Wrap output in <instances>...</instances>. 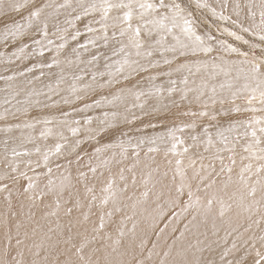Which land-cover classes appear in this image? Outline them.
Instances as JSON below:
<instances>
[{
  "label": "rangeland",
  "instance_id": "rangeland-1",
  "mask_svg": "<svg viewBox=\"0 0 264 264\" xmlns=\"http://www.w3.org/2000/svg\"><path fill=\"white\" fill-rule=\"evenodd\" d=\"M7 1L8 4L19 2L25 5L20 11H13L10 8L5 9L9 12L11 11V13H7L3 9L0 11V15L2 13L5 15L3 20H7L9 25H13L11 23L14 22L26 25V18L29 16L30 11L35 10L37 7H42L43 11L38 20L32 21L30 27L23 28L21 35L6 39L2 35L4 32L0 33V37H2L0 39V176H4L7 173L8 176L13 177V179L0 180V185L8 186V191L0 190V246L7 243L12 249L13 256H17V253L23 252V258L31 260L33 256L29 251V245L33 239L39 242L40 237L44 236L46 232L54 243L58 238L67 237L66 231L70 226V221L72 225H76L79 222L80 225L91 227L93 223H99V215L101 213L111 211V217L105 216L106 227L104 229V232L109 234L111 239L107 242L98 240L92 244V247H97L101 243L107 245L106 248H102L101 257L107 253L109 258L115 262H129L131 264L134 259H138L145 261V264H161L162 260H168V264H172V260L178 262L182 257V260L186 259V257L188 259L191 258L194 249H189L190 253H187V255L184 253V249H187L189 244H191L194 247L202 249V251H198L195 254L202 260L209 261L210 264L213 263V260L216 264H221L222 257L225 264L229 261L232 264H238L240 261H244V264H252L253 259L256 258V251L264 252V246L261 245L259 240V237L264 235V158H261L264 157V153L259 152L257 148L246 150L247 145L251 142V136H246L245 132L250 133L252 131L253 126H248L247 124L251 118L256 117L264 121V111L251 112L245 109L249 107L261 109L264 108V105L260 104L258 100L252 105L248 104L250 92L245 90L244 86L248 84L249 88H252L256 85L253 81H246L243 75L237 78L236 68H231L228 75H225L219 68L213 69L212 67L214 57H222L223 60L228 61H235L242 59V57H238L236 54L217 51H213L211 55L205 57L203 53L193 54L189 51L186 57H179L177 53L175 54L176 58L173 59L174 53L166 49L172 46L179 49V44L174 37H178L181 41L185 40L179 28L174 29L170 34L158 33V31L154 30L150 36L146 35L145 29L142 28L140 41L143 47L141 52L146 53L147 51H151L152 55L137 57L135 55L136 49L130 47L129 34L120 35V28L124 24L115 22L116 27L112 26L114 20L111 17L122 15L124 10L114 9L109 13L110 19L107 21V24L109 23L110 26L108 24L109 27L105 30L102 24L99 23L101 13L98 9H89L87 14H85L84 9L81 7V5L85 8L88 7L92 4L90 1L93 4L99 5L101 0H55L56 2L54 0H27V3H25V0ZM221 1L224 7H222ZM112 2L118 3V0H112ZM201 2L206 3L208 7H197V0H183V6L193 14L191 19L195 21L198 34L204 35L205 33H210L216 40L231 43L243 51H248L249 46L229 36L224 31L225 28L244 36L250 43H259L255 37L241 32L239 27L232 24V20L237 19L244 27L251 25L253 20L256 24H259V9H253L255 12L254 17L247 16L246 5L250 0H208V2L207 0H201ZM225 2L226 4L229 3L228 6ZM251 2L255 3L258 0H251ZM236 3L241 5L239 18H237L233 11ZM59 4L61 5L58 8L57 5ZM79 4L80 7H76ZM216 4L217 6H215ZM220 4L221 10H219ZM46 5L47 7H44ZM229 5H232L231 13L228 11L231 10ZM64 8H67L70 14H62ZM212 9L215 10V16L212 14ZM221 15L229 17V19H219ZM64 18H68L67 21ZM136 18L134 15L132 20L133 27L142 23V21ZM73 19L74 21H72ZM75 19H78L77 22ZM45 23H47L46 37L49 35L50 39L49 36L46 38L41 32ZM63 23L66 27L63 26ZM0 27H3V25H0ZM88 27H91L93 31L89 32ZM123 27H126V25ZM147 27L151 28L152 26L148 25ZM30 29L32 33L28 34V31L31 32ZM69 29L73 30H71L72 33ZM3 30L5 31V28ZM24 35L30 36L25 37ZM80 35L83 36L81 37ZM105 35L108 37L107 40L104 39ZM73 36L76 38L73 39ZM77 37L81 39H77ZM27 38H29L28 41H26ZM40 39L43 42V47L42 43H35V41H40ZM49 40L51 43L48 44ZM158 40L160 43L156 42ZM80 41L85 42L87 45L83 43L84 46L80 45ZM90 41H94V43H90ZM104 41H112L114 43L111 45L113 48L111 47L108 50L99 48V45L105 43ZM22 42L23 45L21 44ZM71 43H74L73 46ZM76 43L78 44L76 45ZM212 44L215 49V40L212 41ZM60 45H63V47L61 48ZM29 46L34 47L28 48ZM70 46L73 47L72 51L70 50ZM122 47L124 48L123 52L121 51ZM32 48L36 51H30ZM20 49H23V52ZM67 51H70L69 55ZM80 51H84V53L79 54ZM116 51L124 55V58H121L119 54V58L121 59L116 62L114 61L115 63L111 67H107L106 61L103 59L104 56L107 54L105 57L113 59ZM100 52L101 54H99ZM127 53L130 55L132 53L131 56L128 55V59L139 61L147 71L137 70L136 72H130L127 66H124V70L118 72L117 69L123 64ZM95 56L96 59L94 58ZM159 56H163L164 58H160ZM3 57L7 60L5 61ZM116 57L118 56L116 55ZM27 59L30 62L33 61L31 63L32 66ZM165 59L173 61L171 66L164 64ZM204 60L208 61V67H202L200 71H197L195 64L197 61ZM150 62L151 64H155L156 67H152ZM215 62L220 64V60H216ZM181 63L191 65V73L187 70L177 72L175 69ZM47 65H51V67ZM24 67L26 70H24ZM37 67H40L41 70ZM242 67L246 68L247 66ZM30 68L31 72L27 71ZM167 73L171 74L168 75ZM76 76L80 79H77ZM152 76H155L156 79H149ZM5 77H13V79L9 80ZM185 78H187V84L182 82ZM40 79L43 80L42 84L37 82ZM69 79L70 81H68ZM160 79L166 80L167 84L162 87H152ZM171 81H175V84H172ZM44 84H46L45 90L37 87V85L43 86ZM221 85H224V87L222 88ZM73 87H75L76 92L72 91ZM169 88H174V91L169 93ZM213 88H215V103L210 99V97H213ZM128 89L137 93L143 91L144 95L137 100L135 95L130 93ZM157 89L159 91H156ZM199 91H202L203 95L197 99ZM233 93H236L235 97L232 95ZM43 96H45L44 102L40 100ZM77 96L80 99H77ZM36 98L39 100H36ZM65 98L69 100V103L64 102ZM6 99L9 103H5ZM221 100L224 101L223 104L220 103ZM97 101L99 102L98 105L96 104ZM86 104L91 105V107L85 108ZM141 104L144 105L143 108L134 106ZM20 107L26 109V113L24 111H17ZM42 108L43 110H41ZM234 108H239L240 111L235 112L233 111ZM5 109H8L7 113H5ZM126 110L128 113L142 117L133 121L132 124H126L122 118L123 115L127 114ZM114 112L118 115L115 120H112L111 114ZM200 112H207L208 115L200 116ZM64 113H67V115H64ZM104 113L109 114L108 120L115 126L107 128L104 132L97 135L95 139H89L91 134L99 130V121L104 119ZM191 113H196V115H191ZM89 116L92 117V122L85 124L84 121ZM213 116L215 119L211 118ZM46 118L51 120L52 124L43 123V120ZM129 118L131 119V116ZM150 119H152V123H150ZM141 120H145V125L137 126V123L142 124ZM64 121L68 123H63ZM75 121H79L80 123L77 124ZM29 123L34 126L26 127L25 125ZM233 124L236 127L232 131H229L228 129ZM254 127L257 128V135H261L258 131L259 126ZM70 128H78L79 131L76 135H73ZM179 128H183L184 130L182 132L176 131ZM49 129L51 130L50 132L48 131ZM169 130H173L175 136L183 141V144L177 145L176 153L169 151L172 143L168 135ZM41 133L46 134L41 135ZM123 133H127V137L122 135ZM160 133H163V136ZM218 133L228 138L229 143L226 146L221 143V135H218ZM192 136L198 137V140L193 141ZM138 137H144L145 143L140 145L139 149H136L140 156V163L135 173L136 185L133 186L131 183V174L125 172L128 189L127 191L118 193L117 204L113 205L111 201L107 205L100 204V199L104 195L101 192V188L104 186L109 173L104 168H98L95 176L91 172H88L87 165L89 163L94 165L98 163L94 155V148L103 144H115L121 139L128 138L131 139L132 144H135ZM159 137H163V139H158V142L156 141L155 144L149 143L147 139ZM208 137L212 138L213 144L211 146L205 143ZM77 140L81 142L79 146L76 145ZM57 143L64 145L62 152L59 155H51L47 167L43 164H41V167H36L35 162L42 160L45 152H54ZM127 147L130 154L134 149L131 145ZM150 147L156 148L157 151L149 152L148 149ZM185 147L188 148L187 152H184ZM260 147L264 148V143ZM37 149L40 151L38 152ZM218 149L225 150L218 151ZM13 150L19 153L27 152L28 155L14 156ZM113 151L118 152L119 149L108 150L106 155L111 157ZM77 152L80 154L79 161L75 158ZM253 152H256L257 155L253 156ZM89 157H92L91 161ZM29 160L33 162L31 165L27 164ZM70 160L72 161L71 164H69ZM176 160L181 161L179 166L180 173H177ZM132 162L133 158L130 157L128 161H125V165ZM6 163L14 164L18 168V171L13 173L11 167H5ZM57 165H59V168H57ZM125 165L112 166V175L116 181V186L119 188H123L125 183L119 179V167ZM248 165H251V167L248 168ZM48 167L52 168L51 176L47 175ZM257 168H260L261 171L257 172ZM79 171L87 173L88 179L86 182L83 180L79 183L77 182ZM20 172L25 173V175L21 176ZM149 172H151L153 182L156 185L153 193L163 191L162 196L166 198L152 193L147 198L148 200L141 197V193L144 191L141 174L147 175ZM62 175L71 177V188L63 194L59 209L56 208L55 197L51 194L44 196L43 200L35 198L44 189L48 179L58 184ZM27 177L33 178L36 187L32 191L25 193L24 188L28 185ZM85 183L93 188V193L86 192ZM181 184L184 185V192L183 194H178L175 189ZM148 187L151 188L152 185L150 184ZM189 188H191L193 193V201L197 198L199 199V206L184 211V205L188 201L187 192ZM253 188H255L254 193L252 192ZM69 191L71 192V196L69 195ZM93 194L97 196V200L93 202L94 205L89 209L88 202ZM151 195L153 196L150 197ZM77 200L81 204L79 208L76 207ZM153 200L158 201L154 202ZM208 200H212L210 208L207 203ZM151 201L156 203V206ZM68 207L73 208V212L70 215L66 213ZM115 207H119L120 211H115ZM203 209L207 212L208 216L204 214L205 211ZM143 211L145 212L143 213ZM53 212L56 215L50 214ZM85 212L91 213L88 221H84L82 213ZM199 212L201 215L203 214L202 217H200ZM133 213L135 216H133ZM204 215L207 216V219L203 218L205 217ZM141 216H144L145 219ZM151 216L154 217L151 218ZM179 216L183 219H180ZM129 217L134 218V221ZM139 218H143V220H139ZM146 219H149V221ZM191 220L194 224L192 228L190 225ZM171 221L173 225L175 224L174 226L170 225L172 224ZM256 221L260 223L257 224ZM37 223L40 226L42 225L39 235L32 236L29 231V238L26 239L25 231L35 227ZM203 224L209 225L208 228H203V230H208L197 233L199 230L198 226H203ZM17 225H20V227L18 228ZM57 225H60V229L57 228ZM185 226H188V228ZM49 228L53 231L48 232ZM120 228L125 233L122 237L118 231ZM61 229L63 230L62 233ZM75 230L73 228V231ZM80 230L83 231V228L81 227ZM172 231L174 232L172 233ZM181 231L184 233L181 234ZM5 233L11 239H7ZM154 233L158 234H155V236ZM185 233H187V236H185ZM175 235L178 237L182 236V240L179 239L181 243L178 245V250H182L178 254L172 247L174 245L172 238ZM17 237L21 239L22 244H16ZM116 239L121 241L119 245L112 244V241ZM168 240H171V242H168ZM188 240L189 242H187ZM198 241L201 243L197 244ZM146 243L149 244L146 246ZM154 244L156 245L155 249H153ZM142 247L143 249H141ZM113 248H115V251H113ZM150 252L152 254L149 260ZM165 252H169V255L165 256ZM225 252L228 254L224 255ZM177 257L180 259H177ZM17 258L19 259L20 257L17 256Z\"/></svg>",
  "mask_w": 264,
  "mask_h": 264
},
{
  "label": "snow or ice",
  "instance_id": "snow-or-ice-1",
  "mask_svg": "<svg viewBox=\"0 0 264 264\" xmlns=\"http://www.w3.org/2000/svg\"><path fill=\"white\" fill-rule=\"evenodd\" d=\"M25 3H27V0H25ZM4 0H0V7H4ZM8 8L12 9L13 11H20L23 7H25L24 4L20 3H10L7 5ZM44 7H47L44 6ZM63 7V5H62ZM81 7L84 9L85 14L91 10H99L101 13V20L99 23L102 24L104 29L106 30L108 28L107 21L110 19L109 13L112 12L114 9L116 10H124L122 12V15H117L115 17H111V19L114 20L113 27H116L115 22H119L121 24L126 25V27L120 28V35L124 36L126 33L129 34V41H130V47L136 49L135 55L137 57H140L142 55L151 56L152 52L147 51L146 53H142L141 49L143 47L140 37H141V30L142 28L145 29L146 35L150 36L152 31H158V33H172L174 29L179 28L180 32L185 37L184 41L179 40L178 37H174V39L177 40V43L179 44V49H177L175 46L169 47L166 50L174 53L173 59L176 58V55L178 53L179 57H186L187 53L190 51L193 54L196 53H203L205 57L211 55L213 51L217 52H224L229 54H236L238 57H242V59H237L235 61H228L223 60L222 57H214L212 62L213 69L219 68L220 71L224 72L225 75H228V72L231 68H236L237 70V78H239L241 75H243L244 79L246 81H253L255 82V87L249 88L248 84H245L244 88L245 90H248L250 92V95L248 97V104L252 105L257 100L260 104L264 105V0H258V2H248L246 5L247 8V16L248 17H254L255 12L253 11L254 8L259 9V16H260V22L259 24H256L253 20V23L249 25L248 27H244L241 22L237 20H232V24L236 27L240 28V31L243 33H248L251 36L255 37L259 43H250L249 40L245 39L244 36L237 34L235 31H230L229 29L225 28L224 31L228 33L229 36L234 37L236 41H241L244 45L249 46L248 51H243L241 48L234 46L231 43H225L223 40H216V38L211 35L210 33H205L204 35H200L196 31L195 27V21L191 19L192 13L187 11L186 8L183 6V0H119L118 3H113L112 0H101L100 4H90L88 7H84L81 5ZM197 7L204 8L208 7L206 3H202L201 0H197ZM241 8V5L239 3H236L234 5V14L239 18L240 12L239 9ZM43 11L42 7H37L35 10L30 11L29 16L27 19L26 25H20L16 24L11 29H6L4 32V36L7 39L8 37L15 38L18 35L22 34V30L24 27H30L33 20H38L41 16V13ZM213 16L216 15L215 10L212 9ZM134 15L137 17L139 21H142V23L137 24L136 27H133L132 20ZM79 18V17H77ZM219 19L227 20L229 17H225L221 15ZM151 25V28H148L147 26ZM46 29H47V23L44 24V28L41 29V32L43 35L46 36ZM88 31L91 32L93 29L91 27L88 28ZM76 37L73 36V39ZM107 36H104V39L107 40ZM216 42V47L214 49L212 41ZM157 43H160V41H156ZM35 43L40 44L41 41L37 40ZM48 43H51V41H48ZM90 43H94V41H90ZM62 48L63 45H60ZM258 50V52H257ZM21 52H23V49H20ZM121 51L123 52V47L121 48ZM15 55V53H14ZM128 55L126 54V57L123 61V64L120 68L117 69L118 72H122L124 70V66H127L128 70L130 72H136L139 71H147V69L139 63L137 60H130L128 59ZM220 60V64H217L215 61ZM172 60L165 59L164 64L171 66ZM55 63V61H54ZM151 64V62H150ZM247 66L246 68L242 66ZM48 67H51V65H47ZM152 67H156L155 64H151ZM196 70L200 71V69L207 68L208 67V61H197L195 64ZM177 72H181L183 70H187L191 73L192 66L187 63H181L178 64V67L175 69ZM28 71H31L29 69ZM170 75L171 73H167ZM23 75V73H21ZM6 79H13V77H7ZM77 79H80L77 77ZM127 79V77H125ZM149 79L155 80L156 77L152 76ZM183 83L187 84V78H185ZM172 84H175V81H171ZM103 87V85H101ZM223 88L224 85H221ZM51 91V89H50ZM73 92H76L75 87L72 88ZM130 93L135 95L136 99L139 100L144 93L142 92H132L131 89H128ZM156 91H159L157 89ZM169 93L174 91V88L168 89ZM213 97H210L212 99V102L215 103L214 95H215V88L212 89ZM257 93L259 94L257 96ZM203 95L202 91L198 92L197 99ZM234 97L236 93L232 94ZM77 99H80L79 96H77ZM65 103H69V100L67 98L64 99ZM5 103H9V101L6 99ZM221 104L224 103L223 100L220 101ZM96 104L98 105L99 102L97 101ZM138 106L140 108H143L144 105H134ZM207 106V105H205ZM91 107V105H85V108ZM246 111L256 112V111H264V108L257 109L254 107H249L245 109ZM17 111H24L26 113V109L23 107H20L17 109ZM233 111L239 112V108H234ZM8 112V109H5V113ZM125 115H123V120L126 124H132L133 121L140 119L135 114L128 113L126 110ZM64 115H67V113H64ZM117 113H112V120H115L117 118ZM191 115H196V113H191ZM200 116H207V112H200ZM108 113H104V119L99 121L100 127L97 132L94 134H91L89 136V139H95L97 135L104 132L107 128L114 127L115 125L111 123L108 120ZM131 116V119L129 118ZM212 119H215V117H211ZM92 122V117H87L84 121L85 124H89ZM43 123L49 124L51 123V120L44 119ZM63 123H68L67 121H64ZM75 123L79 124V121H75ZM244 123V122H241ZM248 126H253L252 131L248 133L245 132V135L251 136V142L247 145L246 150L257 148L259 152L264 153V148H261L260 145L264 143V121H262L260 118L253 117L247 122ZM26 127H33V124H26ZM190 126V125H189ZM186 126V127H189ZM254 126H259L258 131L261 135H257V128ZM236 127L235 124H233L228 130L232 131ZM183 128L176 129V131H183ZM51 131L50 129L48 130ZM70 131L73 135H76L79 131L78 128H70ZM46 133H41V135H45ZM125 137H127V133H123ZM169 137L171 138V148L169 151L176 153L177 145L183 144V141L180 140L178 137L175 136L173 130H169L168 133ZM218 135H221V143H223L225 146L229 143L228 138L224 137L222 134L218 133ZM193 141H197L198 137L192 136L191 137ZM148 142L151 144H155L157 139H163V137L159 138H147ZM81 142L79 140L76 141V145L79 146ZM145 143L144 137H138L135 144H132V141L130 138L128 139H121L118 143L115 144H103L101 146L94 148V155L96 157V160L98 161L97 164L89 163L87 165L88 172H91L93 176L97 173L98 168H104L109 173L108 178L104 184V186L101 188V192L104 194L102 199H100V204L107 205L109 201L113 203V205L117 204L118 201V193L122 191H127L128 189V183L127 178L125 176V172H128L131 174V183L133 186L136 185V169L137 166L140 163V156L139 152L136 151V149H139L140 145ZM205 143L209 146L213 144L212 138L208 137ZM128 145H131L133 147V151L129 154L128 153ZM64 148V145L57 143L55 145L54 152H45L42 156V160H37L35 162L36 167H41V164H43L45 167L49 164V158L51 155H59L62 152V149ZM111 149H119L118 152L113 151L112 156L108 157L106 155L108 150ZM225 149H218V151H223ZM39 152L40 150L37 149ZM149 152L157 151L156 148L150 147L148 149ZM188 148H184V152H187ZM104 154V155H102ZM14 156H21V155H28L27 152L25 153H19L13 150ZM253 156H256L257 153L253 152ZM133 158V162L131 164H126L125 161H128L129 159ZM76 160H80V154L77 152L75 156ZM264 158V157H261ZM90 161L92 157H89ZM33 162L31 160L27 161L28 165H31ZM72 161H69V164H71ZM180 160H176L177 165V173H180ZM120 166L125 165L123 167H119L118 176L121 181H124L123 188H119L116 186V181L113 178L112 175V166ZM5 167H11V171L13 173L18 171V168L14 164H7ZM248 168L251 167V165L247 166ZM57 168H59V165H57ZM34 170V169H33ZM261 171L260 168H257V172ZM52 174V168H47V175L51 176ZM21 176H24L25 173L20 172ZM103 175V173H101ZM4 179H13V177L8 176L6 173L4 176H0V180ZM28 179V185L24 188V192L28 193L32 191L36 185L34 183V180L32 177H27ZM88 176L87 173L84 171L78 172V180L79 183L81 180L87 181ZM141 180L144 185V191L141 193V197L144 199H147L150 195L156 194L157 196H162L163 191L159 193H153V189L155 188V183L153 182L152 174L149 172L147 175L141 174ZM152 185L151 188H149V185ZM71 188V177L70 176H61L60 183H54L51 179H48V182L45 184L44 189L41 190L38 197H35L36 199L43 200V197L46 195H53L55 197V205L56 208L59 209L61 207V200L63 197V194L65 191H68ZM0 190L2 191H8L7 185H0ZM85 190L87 193H93V188L89 187L87 183H85ZM176 193L183 194L184 192V185L181 184L180 186L176 187L175 189ZM252 192H255V188L252 189ZM69 195L71 196V192L69 191ZM188 201L184 205V211H187L189 208L198 207L199 206V199L197 198L195 201H193L192 196L193 193L191 191V188H189L187 192ZM7 199V198H5ZM97 200L96 195H91V198L88 202V207L91 209L93 206V202ZM67 203V202H65ZM139 203V201H137ZM208 206L211 207L212 200H208ZM76 207H81L80 201H76ZM135 207V205H133ZM115 211H120L119 207H115ZM73 212L72 207H68L66 209V213L70 215ZM51 215H56V213H50ZM90 212L82 213L84 221L89 220ZM223 214V213H221ZM112 212L109 211L107 213H101L99 215V223H93L91 227H88L86 225H80L79 222H77L76 225H72L70 221V226L67 230V237L66 238H58L54 243L52 242V238L47 235V233L44 234V236L40 237L39 242H36V240H32L31 244L29 245V251L31 252V255L33 256V259L31 260H25L23 258L24 253L19 252L17 253V256L20 258L18 259L17 256L12 255V249L9 247L7 243H4L2 246H0V264H129V262H115L111 260L107 253L101 257V250L102 248H106L107 245L104 243H101L97 247H92V244L98 240L100 241H108L111 239V236L104 232V229L106 227L105 225V216L111 217ZM257 224H259V221H256ZM19 228L20 225H17ZM83 228V231L80 230V228ZM57 228L60 229V225H57ZM73 228L76 230L73 231ZM41 229V226L37 223L35 227H32L30 230L25 231V238H29V231L31 232L32 236L39 235V230ZM53 230L51 228L48 229V232H52ZM119 235L122 237L124 236V231L122 228L118 229ZM63 230L61 229V233ZM7 239H11L10 236L5 233ZM260 243L262 246H264V235L259 237ZM121 241L119 239L113 240V245H119ZM201 242H197L199 244ZM16 244L20 245L22 244L21 239L17 237ZM235 246V245H234ZM156 245H153V249H155ZM35 249V251H33ZM189 249H194L192 251L191 258L183 259L181 261H173L172 264H210L209 261L202 260L199 256H197L195 253L198 251H202L201 248L194 247L193 245L189 244L187 249H184L185 255H187ZM113 251H115V248H113ZM151 252L149 253L148 259H151ZM228 253L225 252L224 255H227ZM165 256H168L169 253L165 252ZM256 258L253 259L252 264H264V252L256 251ZM131 264H145V261L134 259ZM161 264H168L167 261L162 260ZM221 264H225L223 257L221 258ZM227 264H232L231 261L227 262ZM238 264H244V261L238 262Z\"/></svg>",
  "mask_w": 264,
  "mask_h": 264
},
{
  "label": "bare ground",
  "instance_id": "bare-ground-1",
  "mask_svg": "<svg viewBox=\"0 0 264 264\" xmlns=\"http://www.w3.org/2000/svg\"><path fill=\"white\" fill-rule=\"evenodd\" d=\"M19 1H21V0H19ZM56 1H57V0H56ZM56 1L54 0V2H56ZM58 1H59V0H58ZM84 1H85V0H84ZM95 1H96V0H95ZM116 1H117V0H116ZM209 1H210V0H209ZM215 1H216V0H215ZM218 1H219V0H218ZM223 1H224V0H223ZM248 1H249V0H248ZM54 2H53V3H54ZM90 2L93 4L92 1H90ZM100 2H101V1H100ZM118 2H119V0H118ZM207 2H208V0H207ZM213 2H214V1H213ZM221 2H222V1H221ZM221 2H217V3H221ZM18 3H19V2H18ZM57 3H58V2H57ZM74 3H75V2H74ZM113 3H114V2H113ZM209 3H210V2H209ZM231 3H232V2H231ZM20 4H21V3H20ZM86 4H87V3H86ZM214 4H215V3H214ZM225 4H226V2H225ZM228 4H229V3H228ZM228 4H226V5L228 6ZM4 5H5V6L8 5V1H7V0H4ZM60 5H61V4L57 5V7L59 8ZM226 5H225V7H226ZM5 6H4V7H0V11H1L2 9H3V11H4V10H6L5 8H8V7H5ZM215 6H217V4H216ZM218 6H219V5H218ZM231 6H232V5H229V7H231ZM76 7H80V4L77 5ZM222 7H224V6H223V2H222ZM208 9H209V8H208ZM210 9H211V8H210ZM215 9H217V8H215ZM222 9H223V8H222ZM230 9H231V10H228V11H230V13H231V12H232V7H231ZM219 10H221V4H220V8H219ZM224 11H226V10H224ZM6 12L8 13L9 11L6 10ZM97 12H98V11H97ZM97 12H96V13H97ZM4 13H5V12H4ZM9 13H11V11H10ZM65 13H67V14L69 13V10H68L67 8H64V9H63L62 14H65ZM96 13H94V14H96ZM221 13H222V12H221ZM228 13H229V12H228ZM12 14H13V13H12ZM14 14H15V13H14ZM69 14H70V13H69ZM98 14H100V13H98ZM65 15H66V14H65ZM230 15H231V14H230ZM8 16H9V15H8ZM10 16H11V14H10ZM10 16H9V17H10ZM4 17H5V15H3V13H2V14L0 15V25H1V26L3 25V27H0V33H1V32H5V31L3 30L4 28H5V30H6V28H7V29H8V28H12V27L14 26V24H18V23H16V22H14V23H11V24H13V25H9V24H8L9 22H8L7 20H3ZM11 17H12V16H11ZM230 17H231V16H230ZM70 18H71V17H70ZM70 18H69V20H70ZM72 18H74V17H72ZM75 18H77V17H75ZM234 18H235V17H234ZM67 19H68V18H64V20H66V21H67ZM136 19H137V18H136ZM64 20H63V21H64ZM69 20H68V22H69ZM75 20H76V22H77L78 19H75ZM72 21H74V19H73ZM135 21H136V20H135ZM10 22H11V21H10ZM68 22H67V24H69ZM89 22H90V21H89ZM22 23H23V22H22ZM70 23H71V20H70ZM87 23H88V22H87ZM87 23H86V24H87ZM90 23H91V22H90ZM36 24H37V23H36ZM71 24H72V23H71ZM108 24H109V23H108ZM20 25H22V24H20ZM89 25H90V24H89ZM35 26H36V25H35ZM54 26H55V25H54ZM56 26H57V25H56ZM63 26L66 27V25H65L64 23H63ZM75 26H76V25H75ZM87 26H88V25H87ZM109 26H110V24H109ZM109 26H108V27H109ZM123 26H124V25H123ZM123 26H122V27H123ZM33 27H34V26H33ZM70 27H71V26H70ZM70 27H69V28H70ZM79 27H80V26H78V28H79ZM102 27H103V26H102ZM60 28H61V27H60ZM67 28H68V27H67ZM78 28H77V29H78ZM88 28H89V27H88ZM27 29H28V28H27ZM72 29H73V28H72ZM72 29H71V30H72ZM80 29H81V27H80ZM80 29H79V31H80ZM30 30H31V29H30ZM37 30H38V28H37ZM58 30H60V29H58ZM69 30H70V29H69ZM71 30H70V31H71ZM81 30H82V29H81ZM83 30H84V29H83ZM95 30H96V29H95ZM22 31H23V30H22ZM38 31H39V30H38ZM56 31H57V29H56ZM60 31H61V30H60ZM65 31H66V29H65ZM70 31H69V32H70ZM72 31H73V30H72ZM72 31H71V33H72ZM75 32H76V30H75ZM77 32H78V31H77ZM83 32H84V31H83ZM29 33L31 34V33H32V30H31V32L28 31V34H29ZM51 33H52V32H51ZM57 33H58V32H57ZM28 34H27V35H28ZM33 34H34V33H33ZM101 34H102V33H101ZM2 35H4V33H3ZM24 36H25V37H29L30 35H29V36L24 35ZM48 36H49V35H48ZM48 36H47V37H48ZM76 36H78V35H76ZM80 36L82 37L83 35H80ZM4 37H5V36H4ZM25 37H24V38H25ZM35 37H36V36H35ZM45 37H46V36H45ZM47 37H46V38H47ZM67 37H68V34H67ZM71 37H72V36H71ZM1 38H2V37H0V39H1ZM22 38H23V37H22ZM39 38H41V37H39ZM78 38H79V37H77V39H78ZM25 39H26V38H25ZM28 39H29V38H27L26 41H28ZM43 39H45V38L43 37ZM49 39H50V36H49ZM65 39H66V38H65ZM79 39H81V38H79ZM110 39H111V38H110ZM110 39H109V40H110ZM20 40H21V39H20ZM22 40H23V39H22ZM32 40H33V39H32ZM101 40H102V38H101ZM101 40H100V42H101ZM9 41H10V40H9ZM40 41H42V40L40 39ZM49 41H50V40H49ZM77 41H78V40H77ZM117 41H118V40H117ZM31 42H32V41H31ZM44 42H45V41H44ZM46 42H47V41H46ZM80 42H81V41H80ZM100 42H99V43H100ZM104 42H105V41H104ZM24 43H25V42H24ZM26 43H27V42H26ZM69 43H70V42H69ZM78 43H79V41H78ZM78 43H76V45H77ZM82 43H83L84 45L86 44L85 42H81L80 45H83ZM1 44H2V43H1ZM5 44H6V42H5ZM21 44L23 45V42H22ZM29 44H31V43H29ZM29 44H28V45H29ZM32 44L34 45V43H32ZM48 44H49V43H48ZM73 44H74V43H73ZM73 44L71 43L72 46H73ZM100 44H101V43H100ZM112 44H114L112 41H107V42H105L104 44L99 45V46H100L99 48H101L102 50H104V49H105V50H108V49H110V48L112 47V46H111ZM6 45H7V44H6ZM41 45H42V47H43V42H42ZM46 45H47V44H46ZM67 45H69V44L67 43ZM76 45H75V46H76ZM84 45H83V46H84ZM86 45H87V44H86ZM116 45H117V43H116ZM12 46H13V45H12ZM25 46H26V44H25ZM25 46H24V47H25ZM3 47H4V46H3ZM6 47H8V46H6ZM14 47H15V46H14ZM14 47H12V48H14ZM22 47H23V46H22ZM26 47H27V46H26ZM31 47H34V46H29L28 48H31ZM36 47H37V45H36ZM38 47H39V46H38ZM68 47H69V46H68ZM70 47H71V46H70ZM97 47H98V46H97ZM114 47H115V46H114ZM116 47H117V46H116ZM9 48H10V47H9ZM17 48H18V47H17ZM39 48H41V47H39ZM46 48H47V46H46ZM72 48H73V47H71L70 50H71ZM99 48H98V49H99ZM112 48H113V47H112ZM15 49H16V48H15ZM36 49H37V48H36ZM115 49H116V48H115ZM123 49H124V48H123ZM0 50H1V49H0ZM34 50H35V49L32 48L30 51H34ZM42 50H43V49H42ZM42 50H41V51H42ZM73 50H74V49H73ZM84 50H85V48H84ZM113 50H114V49H113ZM113 50H112V51H113ZM7 51H8V49H7ZM7 51H6V52H7ZM9 51H11V50H9ZM35 51H36V50H35ZM37 51H38V50H37ZM71 51H72V50H71ZM112 51H111V52H112ZM65 52H66V51H65ZM67 52H69V53H68V55H69V54H70V51H67ZM82 52L84 53V51H80L79 54H81ZM85 52H86V50H85ZM103 52H104V51H103ZM105 52H106V51H105ZM108 52H109V51H108ZM113 52H114V51H113ZM32 53H34V52H32ZM32 53H29V54L34 55V54H32ZM74 53L76 54L75 51H74ZM83 53H82V54H83ZM26 54H27V53H26ZM37 54H38V53H37ZM72 54H73V53H72ZM77 54H78V52H77ZM94 54H95V53H94ZM99 54H101V52H100ZM105 54H106V53H105ZM115 54H116L118 57H116ZM115 54H114V58H113V59H108L107 57H105L107 54H106L105 56L103 55V56H104L103 59H104V61H106L105 63H106V65H107V67H109V66L111 67V65H113V63H115L117 60L119 61L121 58H124V55L120 54L119 51H116ZM119 54L121 55V58H119ZM127 54H129V53H127ZM86 55H87V54H86ZM92 55H93V53H92ZM97 55H98V54H97ZM131 55H132V53H131ZM131 55H129V56H131ZM26 56H27V55H26ZM45 56H46V55H45ZM70 56H71V55H70ZM77 56H78V55H77ZM43 57H44V56H43ZM75 57H76V56H75ZM82 57H83V55H82ZM159 57H160V58H164L163 56H162V57L159 56ZM3 58H4V57H3ZM6 58H7V57H6ZM33 58H34V57H33ZM38 58H39V57H38ZM41 58H42V57H41ZM94 58L96 59V56H95ZM24 59H25V58H24ZM133 59H134V58H133ZM4 60H5V58H4ZM6 60H7V59H6ZM6 60H5V61H6ZM27 60H28V59H27ZM0 61H1V60H0ZM5 61H3V62H5ZM8 61H9V60H8ZM14 61H15V59H14ZM25 61H26V59H25ZM28 61H29V60H28ZM98 61H99V59H98ZM114 61H115V62H114ZM12 62H13V60H12ZM23 62H24V61H23ZM29 62H30V61H29ZM32 62H33V61H32ZM32 62H30V65H31ZM99 62H100V61H99ZM38 63H39V62H38ZM42 63H43V62H42ZM0 64H1V63H0ZM10 64H11V63H10ZM26 64H27V62H26ZM3 65H4V64H3ZM8 65H9V63H8ZM27 65H28V64H27ZM12 66H14V65H12ZM28 66H29V65H28ZM31 66H32V65H31ZM35 66H36V65H35ZM9 67H10V66H9ZM80 67H81V66H80ZM14 68H15V67H14ZM37 68H38V67H37ZM41 68H43V67L41 66ZM0 69H1V68H0ZM27 69H28V68H27ZM30 69H31V68H30ZM38 69H40V67H39ZM9 70H10V69H9ZM24 70H26L25 67H24ZM35 70H36V69H35ZM40 70H41V69H40ZM63 70H64V69H63ZM72 70H73V69H72ZM27 71H28V70H27ZM37 71H39V70H37ZM30 72H31V71H30ZM35 72H36V71H35ZM36 73H37V72H36ZM71 73H72V72H71ZM28 74H29V73H28ZM33 74H34V73H33ZM41 74H42V73H41ZM41 74H40V75H41ZM1 75H2V74H1ZM35 75L37 76V74H35ZM72 75H74V74L72 73ZM6 76H8V75H6ZM30 76H31V75H30ZM65 76H66V75H65ZM76 77H77V76H76ZM174 77H175V76H174ZM5 78H6V77H5ZM25 78H26V77H25ZM31 78H32V77H31ZM62 78H63V77H62ZM35 79H36V77H35ZM48 79H49V78H48ZM72 79H74V78H72ZM36 81H37V80H36ZM42 81H43V80L40 79V80H38L37 82H38L39 84H42V83H43ZM44 81H45V80H44ZM68 81H70V79H69ZM71 81H72V80H71ZM30 82H31V81H30ZM149 83H150V82H149ZM149 83H148V84H149ZM52 84H53V83H52ZM54 84H55V82H54ZM165 84H167V83H166V80L160 79L159 81L155 82V83H154V86H152V87H162V86L165 85ZM170 84H171V83H170ZM30 85H31V84H30ZM26 87H27V86H26ZM37 87L40 88V89L45 90V89H46V84H44L43 86H41V85L38 86V85H37ZM143 87H144V86H143ZM145 87H146V86H145ZM165 87H166V86H165ZM26 89H27V88H26ZM121 89H122V88H121ZM131 89H132V88H131ZM148 89H149V88H148ZM153 89H154V88H153ZM145 90H146V89H145ZM150 90H151V89H150ZM154 90H155V89H154ZM26 91H27V90H26ZM136 91H137V90H136ZM147 91H148V90H147ZM29 92H30V91H29ZM142 92H143V91H142ZM152 92H153V91H152ZM147 93H148V92H147ZM156 93H157V92H156ZM151 94H152V93H151ZM30 95H31V94H30ZM148 95H149V94H148ZM25 97H26V96H25ZM130 97H131V96H130ZM148 97H149V96H148ZM6 98L8 99V97H6ZM47 98H48V97H47ZM50 99H51V98H50ZM145 99H146V98H145ZM36 100H39V99L36 98ZM36 100H35V101H36ZM40 100H43V102H44V101H45V96H43ZM120 100H121V99H120ZM37 105H38V104H37ZM40 105H41V104H40ZM30 106H31V105H30ZM36 107H37V106H36ZM43 107H45V106H43ZM31 109H32V108H31ZM33 110H34V109H33ZM36 110H37V109H36ZM41 110H43V108H42ZM76 110H77V109H76ZM39 111H40V110H39ZM62 112H67V111H62ZM32 114H33V113H32ZM165 114H166V113H165ZM80 115H81V114H80ZM29 116H30V115H29ZM136 116H137V115H136ZM152 116H153V115H152ZM137 117H138V116H137ZM139 117H142V116H139ZM143 117H144V116H143ZM152 118H153V117H152ZM26 119H27V118H26ZM37 119H38V118H37ZM151 120H152V119H150V123H152ZM153 120H154V119H153ZM141 121H142V124L137 123V126H139V125H145V120H141ZM139 122H140V121H139ZM146 122H147V121H146ZM163 122H164V121H163ZM35 123H36V122H35ZM154 123H156V122H154ZM173 123H174V122H173ZM51 124H52V123H51ZM51 124H50V125H51ZM50 125H49V126H50ZM58 125H59V124H58ZM50 128H51V127H50ZM52 129H53V128H52ZM155 130H156V129H155ZM161 130H162V129H161ZM163 131H164V130H163ZM161 132H162V131H161ZM164 132H165V131H164ZM147 133H148V132H147ZM153 133H154V132H153ZM162 134H163V133H160V135H162ZM162 136H163V135H162ZM18 139H19V138H18ZM72 141H73V140H72ZM157 142H158V139H157ZM7 145H8V144H7ZM7 145H6V146H7ZM7 147H8V146H7ZM6 149H7V148H6ZM141 151H142V150H141ZM92 155H93V154H92ZM82 163H83V162H82ZM193 163H194V161H193ZM39 182H41V181H39ZM37 183H38V181H37ZM37 183H36V184H37ZM155 188H156V187H155ZM154 190H155V189H154ZM154 192H155V191H154ZM152 196H153V195H151L150 197H152ZM155 197H156V196H155ZM162 197H163V198H166V197H164V196H162ZM162 197H161V198H162ZM146 200H148V199H146ZM144 201H145V200H144ZM144 201H142V202H144ZM153 201H154V200H153ZM156 201H158V200H156ZM156 201H154V202H156ZM160 201H161V200H160ZM154 202L151 201V203H153L154 206H156V203H154ZM163 202H164V201H163ZM147 203H148V202H147ZM148 204H149V203H148ZM165 204L167 205V203H165ZM165 204H164V205H165ZM178 204H179V203H178ZM93 205H94V204H93ZM146 205H147V204H146ZM151 205H152V204H151ZM162 205H163V204H162ZM152 206H153V205H152ZM175 206H176V205H175ZM157 207H158V206H157ZM164 207H165V206H164ZM169 207H170V206H169ZM173 207H174V206H173ZM179 207H180V206H179ZM94 208H95V207H94ZM151 208H152V207H151ZM166 208H168V207L166 206ZM166 208H165V209H166ZM178 209H179V208H178ZM3 210H4V209H3ZM139 210H141V209H139ZM200 210H202V209H200ZM203 210H204V209H203ZM132 211H133V210H132ZM147 211H148V209H147ZM152 211H153V210H152ZM177 211H179V210H177ZM204 211H205V210H204ZM144 212H145V211H143V213H144ZM154 212H155V211H154ZM170 212L172 213V211H170ZM197 212H198V211H197ZM136 213H138V212H136ZM143 213H142V214H143ZM199 213H200V212H199ZM206 213H207V212L205 211L204 214H206ZM138 214H139V213H138ZM138 214H137V215H138ZM168 214H169V212H168ZM196 214H198V213H196ZM208 214H209V213H208ZM80 215H81V213H80ZM137 215H136V216H137ZM140 215H141V214H140ZM149 215H150V214H149ZM193 215H195V214H193ZM200 215H201V213H200ZM200 215H199V216H200ZM206 215H207V214H206ZM206 215H204L205 217H203V218H206V217L208 216V215H207V216H206ZM90 216H91V215H90ZM125 216H126V215H125ZM129 216H130V215H129ZM133 216H135L134 213H133ZM138 216H139V215H138ZM202 216H203V214H202L200 217H202ZM127 217H128V216H127ZM141 217L144 218V216H141ZM145 217H146V215H145ZM147 217H148V216H147ZM152 217H154V216H151V218H152ZM157 217H158V216H157ZM162 217H163V216H162ZM165 217H166V216H165ZM170 217H171V216H170ZM179 217H180V216H179ZM197 217H198V215H197ZM197 217H196V218H197ZM209 217H210V216H209ZM129 218H131V217H129ZM143 218H142V219L139 218V220H143ZM151 218H150V219H151ZM176 218H177V216H176ZM203 218H202V219H203ZM131 219H132V218H131ZM133 219H134V218H133ZM133 219H132V220H133ZM144 219H145V218H144ZM167 219H168V218H167ZM174 219H175V218H174ZM180 219H183V218L180 217ZM188 219H189V218H188ZM206 219H207V218H206ZM208 219H209V218H208ZM129 220H130V219H129ZM146 220L149 221V219H146ZM175 220H176V219H175ZM178 220H179V219H178ZM204 220H205V219H204ZM133 221H134V220H133ZM148 221H147V222H148ZM150 221H151V220H150ZM173 221H174V220H173ZM188 221H189V220H188ZM206 221H207V220H206ZM4 222H5V221H4ZM141 222H142V221H141ZM171 222H172V221H171ZM195 222H198V221H195ZM139 223H140V222H139ZM167 223H169V222H167ZM242 223H243V222H242ZM144 224H145V223H144ZM151 224H152V223H151ZM177 224H178V223H177ZM195 224H196V223H195ZM199 224H200V222H199ZM201 224H202V222H201ZM130 225H131V224H130ZM135 225H136V224H135ZM141 225H142V224H141ZM145 225H146V224H145ZM170 225L172 226V225H173V222H172V224H170ZM174 225H175V224H174ZM174 225H173V226H174ZM180 225H181V224H180ZM185 225H186V224H185ZM190 225H191V228H192V226L194 225L193 222H192V220L190 221ZM151 226H152V225H151ZM151 226H150V227H151ZM163 226H164V225H163ZM167 226L169 227V225H167ZM178 226H179V225H178ZM41 227H42V225H41ZM136 227H137V226H136ZM141 227H142V226H141ZM164 227H165V226H164ZM185 227L188 228V226H185ZM198 227H199V230L197 231V233H202V232L208 230V229H207V230H203V228H208L209 225H204V224H203V226L200 225V226H198ZM43 228H44V227H43ZM134 228H135V227H134ZM145 228H146V226H145ZM152 228H153V226H152ZM169 228H170V227H169ZM175 228H176V227H175ZM177 228H178V227H177ZM183 228H184V227H183ZM132 229H133V228H132ZM137 229H138V227H137ZM154 229H155V228H154ZM157 229H158V228H157ZM160 230H161V229H160ZM172 230H176V229H172ZM187 230H189V229H187ZM141 231H142V230H141ZM154 231H155V230H154ZM179 231H180V230H179ZM182 231H184V230H182ZM182 231H181V234L184 233V232L182 233ZM66 232H67V231H66ZM156 232H157V231H156ZM169 232H170V231H169ZM173 232H174V231H172V233H173ZM45 233H46V232H45ZM172 233H171V234H172ZM195 233H196V232H195ZM195 233H194V234H195ZM155 234H156V233H154V235H155ZM157 234H158V233H157ZM157 234H156V235H157ZM169 234H170V233H169ZM175 234H176V232H175ZM181 234H180V235H181ZM185 234H186V235H185ZM185 234H184V235L187 236V233H185ZM65 235H66V234H65ZM114 235H115V234H114ZM154 235H153V236H154ZM156 235H155V236H156ZM172 235H174V234H172ZM172 235H171V236H172ZM112 236H113V235H112ZM171 236H169V237H171ZM64 237H65V236H64ZM144 237H145V235H144ZM149 237H150V236H149ZM181 237H182V236H181ZM181 237H180V236L178 237L177 235H175L174 238H172V239H173V240H172V243H174V245H173L172 247L176 250L177 254L180 253V250H182V249L178 250V245H180L181 240H182ZM114 238H115V237H114ZM133 238H134V237H133ZM153 238H154V237H153ZM164 238H165V237H164ZM164 238H163V240H164ZM166 239H167V238H166ZM179 239H181V240H179ZM151 240H152V239H151ZM151 240H149V241H151ZM177 240H178V241H177ZM183 240H184V239H183ZM106 242H107V241H106ZM133 242H134V241H133ZM168 242H171V240H168ZM184 242H185V241H184ZM184 242H183V243H184ZM187 242H189V240H188ZM134 243H135V242H134ZM141 243H143V242H141ZM148 244H149V243H148ZM148 244L146 243L145 245L147 246ZM27 245H28V244H27ZM141 245H142V244H141ZM143 245H144V244H143ZM139 248H140V247H139ZM167 248H168V247H167ZM170 248H171V247H170ZM179 248H180V247H179ZM116 249H117V248H116ZM141 249H143V247H142ZM167 250H168V249H167ZM141 251H142V250H141ZM143 251H144V250H143ZM149 251H150V250H149ZM159 251H160V250H159ZM210 251H211V250H210ZM151 252H152V251H151ZM168 253H169V252H168ZM188 253H190V252L188 251ZM207 253H208V251H207ZM173 254L175 255V253H173ZM181 254H182V253H181ZM183 254H184V253H183ZM209 254H211V253H209ZM111 255H112V254H111ZM113 255H114V254H113ZM153 255H154V254H153ZM188 255H189V254H188ZM210 256H212V254H211ZM210 256H209V257H210ZM29 257H30V256H29ZM170 257H171V256H170ZM203 257H204V256H203ZM182 258H183V257H182ZM182 258L180 259V258L177 257V259H180V261L182 260ZM186 258H187V257H186ZM205 259H206V257H205ZM25 260H26V259H25ZM28 260H29V258H28ZM166 260H167V259H166ZM126 261H127V260H126ZM142 261H143V260H142ZM167 261H168V260H167ZM217 261H218V260H217ZM172 262H173V260H172ZM169 263H170V262H169ZM212 264H216V262L213 260V263H212ZM250 264H251V263H250Z\"/></svg>",
  "mask_w": 264,
  "mask_h": 264
}]
</instances>
